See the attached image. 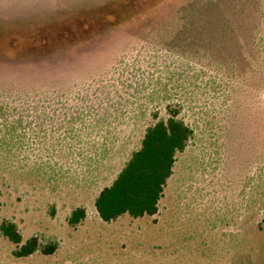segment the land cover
Returning a JSON list of instances; mask_svg holds the SVG:
<instances>
[{"label": "rangeland", "instance_id": "374dc122", "mask_svg": "<svg viewBox=\"0 0 264 264\" xmlns=\"http://www.w3.org/2000/svg\"><path fill=\"white\" fill-rule=\"evenodd\" d=\"M128 1L0 0V222L56 244L15 257L0 234V264H264V0ZM73 97L75 133L43 108ZM173 103L193 133L158 211L102 221L94 198Z\"/></svg>", "mask_w": 264, "mask_h": 264}, {"label": "trees", "instance_id": "16d2710c", "mask_svg": "<svg viewBox=\"0 0 264 264\" xmlns=\"http://www.w3.org/2000/svg\"><path fill=\"white\" fill-rule=\"evenodd\" d=\"M152 2L154 0H129L128 4L132 5V10ZM127 17L126 11L103 12L98 22L103 23L109 19L118 22ZM96 20L97 18L89 16L85 31L90 30ZM45 42L44 40L41 44L44 46ZM33 45L34 42L31 43ZM64 100L56 107L43 108L52 112V119H56L60 126H68L70 132L75 133L85 127V97ZM165 110L166 117L159 118L144 128L138 148L131 151L111 182L103 186L94 198V208L102 221L109 222L124 214L140 218L154 215L158 211V203L167 180L173 173L176 156L186 148L193 133L190 125L179 116L181 108L178 104H167ZM63 167L61 162L57 163L59 171ZM84 217V208L77 206L70 211L67 223L74 227ZM0 234L15 245L12 251L15 257H26L37 250L43 254H51L56 247L53 242L40 244L35 236L22 242L16 223L8 219L0 222Z\"/></svg>", "mask_w": 264, "mask_h": 264}]
</instances>
